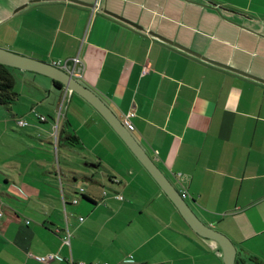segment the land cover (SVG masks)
Masks as SVG:
<instances>
[{
    "label": "crops",
    "instance_id": "obj_1",
    "mask_svg": "<svg viewBox=\"0 0 264 264\" xmlns=\"http://www.w3.org/2000/svg\"><path fill=\"white\" fill-rule=\"evenodd\" d=\"M151 32L264 80V0H0V47L51 64L78 56L82 77L74 78L120 120L122 113L134 112L129 131L178 192L188 194L184 199L194 213L234 243L235 264H264V82ZM25 71L31 75L23 82L34 90L25 105L28 116L48 124L49 135V125L55 127L66 169L94 168L103 178L84 176L91 185L78 187L84 191L73 204L62 191V169L54 171L50 149L48 160L22 158L59 178L61 197L58 204L55 191L43 195L52 208L44 222L50 232L40 226L18 229L11 221L0 228V258L11 261L1 264H41L36 257L48 253L63 260L47 264H121L129 256L127 264H224L219 243L188 226L92 105L71 90L64 96L65 87L50 77ZM16 93L15 101L0 105L10 109L24 98ZM68 134L82 149L64 143ZM77 155L81 160L72 161ZM18 161L16 156L13 165ZM22 173L12 183L27 188L25 198L37 203L41 184L51 176L32 174L24 182ZM55 181L50 187L56 189ZM61 210L64 225L53 218ZM36 241L46 247H36Z\"/></svg>",
    "mask_w": 264,
    "mask_h": 264
},
{
    "label": "rangeland",
    "instance_id": "obj_2",
    "mask_svg": "<svg viewBox=\"0 0 264 264\" xmlns=\"http://www.w3.org/2000/svg\"><path fill=\"white\" fill-rule=\"evenodd\" d=\"M203 1L210 3V0ZM9 70L12 74L13 81L15 82L14 90L21 92L24 98H19L16 103L14 102V104L10 106V109L6 108V106L0 105V214L4 211V217L0 219V228H7L10 225L9 222L11 221L14 224L13 226L17 227L18 229L31 227L37 228L38 226H40V228L50 232V229L48 227L46 228L48 223L46 222L44 225V222L45 218L51 215L52 208L47 203L48 198L43 197V195L48 194L49 191H52L53 193L55 191V194L53 195H56L55 197L59 204L61 197L60 189L62 186V191L64 192L66 199H69V201H71L70 199H72V197L77 196L75 193L72 195V191L75 190V188H78L79 186H84L85 188H87L89 185H91V182L87 181L84 176H89L91 173H94L96 175L95 179L98 181H100L103 177L101 176V172L97 173L96 171L98 169L94 168L83 169L77 165H73V167L75 168L72 171H68L66 169L65 165L63 164V156L61 153H59V150L60 152H62V147L57 145V139H55L54 136L55 127L52 124L49 125V131L52 132V135H49L46 132V127L48 126V124L40 125L33 114H30V116H28V112L25 108V105L28 104L27 98H31V93H34V90L28 84H25L23 82V79L26 75H31L30 72H26L25 70L14 67L9 68ZM35 93H37V91H35ZM40 95L44 97L45 93H40ZM43 101L49 102L47 101V99H44ZM46 113L47 112H45L44 114ZM56 119L57 116L55 117V120ZM19 120L25 121L26 124L20 125L18 123ZM33 125L35 126L34 128H32ZM43 135L50 136V139H45ZM48 142H52L53 147L49 146ZM55 147L57 149L56 154L54 152ZM74 147L82 149L81 144ZM49 149L53 158L52 167L54 168V171L58 172L59 168L62 169L61 180L63 184L61 186L59 178H56L55 181V179L52 178L53 174H45V172H43L44 169H42L41 167H32L30 166V162L22 160V158L26 159L31 157H33L35 161L41 159L48 160V158L51 156L48 153ZM16 156L19 161L18 163L13 165V162L16 160ZM78 159L81 160L80 158H78V155L77 157L72 156V161H76ZM50 170L52 171L53 169ZM20 172H23L21 177L24 176V182L27 179L26 177H31L32 174L33 177L38 178L41 176V174L51 176L48 177V181H46V184H41L42 189H40V192L42 193L40 197L35 199L37 203L29 201L25 198V194L29 192L27 188H23L22 185L19 187L12 183L13 179H11V177L16 176V174ZM72 174H75L76 178L73 179L71 177ZM50 181H55L57 183H55L56 189L50 187ZM7 206L9 208L15 209L18 215L16 216L14 213H11L9 209L5 210V207ZM78 206L79 204L73 205L71 207L77 208ZM154 206H152L148 210L153 211ZM77 217L78 215L76 213L68 216L70 221L75 220ZM53 218L56 222L62 225L65 224L64 214L62 210L59 213L56 212ZM51 234L55 235L54 233ZM56 237L58 238V236ZM35 246L46 247L44 241L41 242L40 245L36 241ZM7 249L8 248L6 247L5 250ZM47 255H49V253L43 256ZM29 257L32 256L29 255ZM0 262L9 263L11 261L7 257H1ZM79 262L83 263L81 261Z\"/></svg>",
    "mask_w": 264,
    "mask_h": 264
},
{
    "label": "water",
    "instance_id": "obj_3",
    "mask_svg": "<svg viewBox=\"0 0 264 264\" xmlns=\"http://www.w3.org/2000/svg\"><path fill=\"white\" fill-rule=\"evenodd\" d=\"M105 12L130 25L141 28L140 26L136 25L135 23L131 22L130 20L116 13H113L108 10H105ZM151 34L155 37H158L159 39H162L165 42L173 44L174 46L184 51H187L193 55L201 57L202 59L208 62L218 64L232 71H236L250 78L264 82V80L259 77L237 70L230 66L219 64L217 62H214L213 60L203 57L199 53H196L188 48H185L180 44L174 43L171 40L157 33L151 32ZM0 64L22 70L33 71L45 75L47 77H50L51 79L60 82L65 88L71 90L72 92L76 93L77 95L85 99L104 117V119L109 123V125L113 128V130L117 133V135L122 139V141L129 148V150L134 154V156L138 159V161L142 164V166L155 180V182L158 184L160 189L166 194L168 199L172 202V204L179 212V214L182 216V218L185 220V222L188 224V226L198 235L213 239L219 243L223 251L224 264L236 263L235 261L236 247L234 243L224 233L204 223L194 213V211L190 208L186 200L182 198L178 190L172 185L170 180L166 177V175L162 172V170L156 165L155 161L148 155L145 149L136 140L134 135L124 126V124L121 122L119 117L112 111V109L106 104L105 101H103V99L100 96H98L90 88L81 84L78 80H76L74 77H72L70 74H68L61 68L56 67L55 65L48 63L46 61H42L26 55H22L10 51L3 47H0Z\"/></svg>",
    "mask_w": 264,
    "mask_h": 264
},
{
    "label": "built area",
    "instance_id": "obj_4",
    "mask_svg": "<svg viewBox=\"0 0 264 264\" xmlns=\"http://www.w3.org/2000/svg\"><path fill=\"white\" fill-rule=\"evenodd\" d=\"M53 65H55L56 67H59L65 71H67L71 76L73 77H76V78H81L82 77V70H83V64L81 62V60L79 59L78 56H75L73 58L70 59V62L68 60H65V61H56V62H53L52 63ZM147 71V69L145 68L143 70V73H145ZM68 91L70 92L69 89L65 88V91H64V96L67 95ZM134 115V112L132 110H129L125 113H122L121 114V121L122 123L126 126V128L128 130H133L134 129V126L132 125V122H131V118L132 116ZM39 118L41 120H44V117L42 116H39ZM20 125H25L26 122L23 121V120H19L18 122ZM84 189L81 187V188H78L77 191H76V197H73L71 199V203L73 204H76L78 202V199L80 197V194L83 193ZM103 194L105 195L106 192L103 191ZM180 195L185 198L188 194L185 192V191H181ZM115 198L118 199V200H123V195L120 194V193H116L115 195ZM63 202L64 204L66 203V200L64 198V194H63ZM80 221L83 220L82 217L79 218ZM69 241H70V233L67 231L66 233V236L64 237V243L66 244H69ZM37 261L41 264H47L50 260H53V259H58V260H63V257L60 256L58 253H52V254H49L47 256H38L36 257ZM131 260V256H129L127 259H123L121 261V264H127L128 261ZM79 264H83V263H79ZM104 264H108V263H104Z\"/></svg>",
    "mask_w": 264,
    "mask_h": 264
},
{
    "label": "trees",
    "instance_id": "obj_5",
    "mask_svg": "<svg viewBox=\"0 0 264 264\" xmlns=\"http://www.w3.org/2000/svg\"><path fill=\"white\" fill-rule=\"evenodd\" d=\"M9 68L11 67L0 64V104H3V105L10 104L11 102L15 101L16 96H17V93L14 90V81H13L12 74ZM52 81L56 87L61 86L60 82L56 80H52ZM64 143L70 146H77L79 144V140L75 135L68 134L64 138ZM57 145L59 146L62 145L59 139H57Z\"/></svg>",
    "mask_w": 264,
    "mask_h": 264
}]
</instances>
